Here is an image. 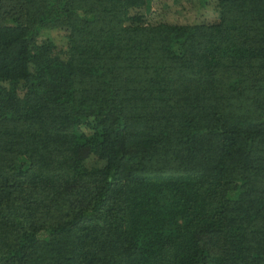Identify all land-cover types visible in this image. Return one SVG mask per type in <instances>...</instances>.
Masks as SVG:
<instances>
[{
    "label": "trees",
    "instance_id": "16d2710c",
    "mask_svg": "<svg viewBox=\"0 0 264 264\" xmlns=\"http://www.w3.org/2000/svg\"><path fill=\"white\" fill-rule=\"evenodd\" d=\"M0 264H264V0H0Z\"/></svg>",
    "mask_w": 264,
    "mask_h": 264
},
{
    "label": "rangeland",
    "instance_id": "374dc122",
    "mask_svg": "<svg viewBox=\"0 0 264 264\" xmlns=\"http://www.w3.org/2000/svg\"><path fill=\"white\" fill-rule=\"evenodd\" d=\"M183 13H184V11H183V12H181V14H183ZM55 33H56V32H55ZM55 33H54V35H53V36H54L55 38H57V37H56V35H55ZM57 40H60V39H57Z\"/></svg>",
    "mask_w": 264,
    "mask_h": 264
}]
</instances>
